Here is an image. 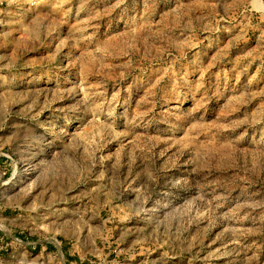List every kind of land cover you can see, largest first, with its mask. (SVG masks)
I'll list each match as a JSON object with an SVG mask.
<instances>
[{
	"label": "rangeland",
	"instance_id": "1",
	"mask_svg": "<svg viewBox=\"0 0 264 264\" xmlns=\"http://www.w3.org/2000/svg\"><path fill=\"white\" fill-rule=\"evenodd\" d=\"M0 264H264V0H0Z\"/></svg>",
	"mask_w": 264,
	"mask_h": 264
}]
</instances>
